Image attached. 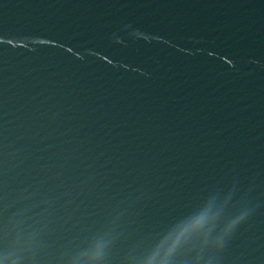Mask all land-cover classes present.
Listing matches in <instances>:
<instances>
[{
	"label": "water",
	"instance_id": "1",
	"mask_svg": "<svg viewBox=\"0 0 264 264\" xmlns=\"http://www.w3.org/2000/svg\"><path fill=\"white\" fill-rule=\"evenodd\" d=\"M264 264V0H0L5 264Z\"/></svg>",
	"mask_w": 264,
	"mask_h": 264
},
{
	"label": "snow or ice",
	"instance_id": "2",
	"mask_svg": "<svg viewBox=\"0 0 264 264\" xmlns=\"http://www.w3.org/2000/svg\"><path fill=\"white\" fill-rule=\"evenodd\" d=\"M97 239L95 236L91 237L86 246L77 253L84 264H106V253L99 248ZM0 245H2V241H0ZM0 264H5L2 255H0Z\"/></svg>",
	"mask_w": 264,
	"mask_h": 264
}]
</instances>
